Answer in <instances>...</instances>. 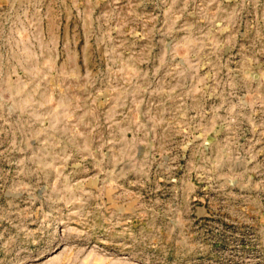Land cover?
<instances>
[{"label":"rangeland","instance_id":"obj_1","mask_svg":"<svg viewBox=\"0 0 264 264\" xmlns=\"http://www.w3.org/2000/svg\"><path fill=\"white\" fill-rule=\"evenodd\" d=\"M0 264H264V0H0Z\"/></svg>","mask_w":264,"mask_h":264}]
</instances>
